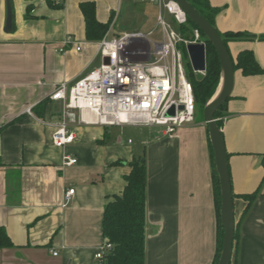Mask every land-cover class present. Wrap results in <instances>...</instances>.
Segmentation results:
<instances>
[{
  "label": "crops",
  "instance_id": "1",
  "mask_svg": "<svg viewBox=\"0 0 264 264\" xmlns=\"http://www.w3.org/2000/svg\"><path fill=\"white\" fill-rule=\"evenodd\" d=\"M7 1L13 14L9 34L4 33ZM209 1L220 8L219 32L253 36L228 43L229 56L251 50L264 69V0ZM51 2L60 7L46 0H0V227L13 244L0 249V264H98L94 255L104 243V207L122 193L130 171L127 164L115 163L142 153L147 174L145 264H212L217 222L203 119L171 135L158 128H135L140 141L133 143L109 140L110 127L83 113L86 123L70 128L74 142L53 145L64 103L50 95L101 63L99 41L86 40L80 3L93 2L96 19L109 23L104 37L125 32L114 30L124 0ZM67 36L82 45L80 52L70 46L59 51ZM219 120L232 194L257 192L245 213L246 202L233 197L236 264H264V74L235 71ZM65 156L77 163L63 166ZM69 189L74 194L64 206Z\"/></svg>",
  "mask_w": 264,
  "mask_h": 264
},
{
  "label": "built area",
  "instance_id": "2",
  "mask_svg": "<svg viewBox=\"0 0 264 264\" xmlns=\"http://www.w3.org/2000/svg\"><path fill=\"white\" fill-rule=\"evenodd\" d=\"M148 1L158 7L157 27L162 40L152 42L150 33L138 31L103 37L98 42L100 65L72 84L58 85L50 95L52 101L64 103L52 135L55 147L74 142L70 128L86 123L81 117L83 113L94 116L95 122L104 127L158 128L165 135L195 123V98L180 46L188 59L187 46L205 45L204 39L196 28L190 31L191 39H183L176 26L186 25L187 18L173 0ZM163 14L171 18L174 26L165 22ZM62 45L61 53L69 46L77 52L82 50V45L71 36ZM76 163L75 158L65 156L62 165ZM73 194V189L64 192V206ZM110 250L111 245L103 243L94 255L96 262L104 264V255Z\"/></svg>",
  "mask_w": 264,
  "mask_h": 264
},
{
  "label": "trees",
  "instance_id": "3",
  "mask_svg": "<svg viewBox=\"0 0 264 264\" xmlns=\"http://www.w3.org/2000/svg\"><path fill=\"white\" fill-rule=\"evenodd\" d=\"M51 7H60V4H54L46 0ZM198 13L203 16L212 26L216 28V18L220 8L213 6L209 0H186ZM29 8V7H28ZM80 12L85 22L86 40L90 42L100 41L106 34L109 23H101L96 19L95 5L93 2H83L79 5ZM197 27L187 19L186 25L178 26L183 39H191V29ZM218 31V30H217ZM201 33V32H200ZM224 45L230 42H237L243 39H253V36L234 32H219ZM201 36L205 42L206 48V68L203 75L194 73L191 65L186 58V52L181 45L180 48L184 57V68L187 80L190 82L195 98V121L201 120L205 104L214 95L220 77V63L217 53L213 46ZM231 58V57H230ZM234 70H240L244 76H253L264 74V69L258 64L251 50L240 51L235 58H231ZM222 107L215 113L214 118L221 129L223 117ZM2 126H0V129ZM208 132V127H207ZM211 167H212V186L214 192V203L216 210V252L212 264H218L223 247L224 230L220 219V188L219 180L215 171L212 149L209 143ZM116 165L127 164L130 171L124 176L126 183L120 195L112 196L104 207L102 216V236L104 243L111 245V250L104 255V264H145V244H146V159L145 154L133 156L125 163L117 161ZM264 166V156L262 158ZM233 195V194H232ZM257 192L244 195H233L234 198H240L246 202L247 206L244 213L255 199ZM238 244V233L235 231L234 248L231 264H236V249ZM12 242L8 238L6 231L0 227V249L12 247Z\"/></svg>",
  "mask_w": 264,
  "mask_h": 264
},
{
  "label": "water",
  "instance_id": "4",
  "mask_svg": "<svg viewBox=\"0 0 264 264\" xmlns=\"http://www.w3.org/2000/svg\"><path fill=\"white\" fill-rule=\"evenodd\" d=\"M173 1L186 15V18L197 27L205 39L213 46L220 63L219 84L214 95L204 106L202 119L208 127V138L212 149L215 171L219 180L221 197L220 219L224 230V239L218 264H231L237 223L234 215L233 195L224 138L214 115L231 97L234 87V65L217 29L186 0ZM12 28V8L10 2L7 1L4 33L9 34ZM186 51L193 72H204L206 68L205 45L191 44L187 46ZM105 62H108V60ZM169 114L172 115L173 110Z\"/></svg>",
  "mask_w": 264,
  "mask_h": 264
},
{
  "label": "rangeland",
  "instance_id": "5",
  "mask_svg": "<svg viewBox=\"0 0 264 264\" xmlns=\"http://www.w3.org/2000/svg\"><path fill=\"white\" fill-rule=\"evenodd\" d=\"M158 13V7L148 0H124L123 7L115 18L117 25L114 30L121 33L132 31L150 33L149 39L152 42H160L162 32L157 27ZM163 16L168 25L174 26L168 15L163 14ZM176 28L178 29L177 26ZM109 131L111 133L109 140L119 139L121 142L130 140L133 143L140 141L138 131L132 127H110Z\"/></svg>",
  "mask_w": 264,
  "mask_h": 264
}]
</instances>
